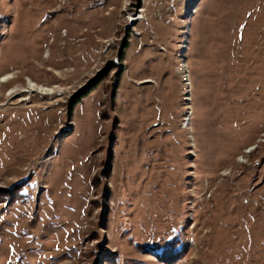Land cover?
Wrapping results in <instances>:
<instances>
[{"label":"rangeland","instance_id":"1","mask_svg":"<svg viewBox=\"0 0 264 264\" xmlns=\"http://www.w3.org/2000/svg\"><path fill=\"white\" fill-rule=\"evenodd\" d=\"M263 134L264 0H0V264H264Z\"/></svg>","mask_w":264,"mask_h":264},{"label":"bare ground","instance_id":"2","mask_svg":"<svg viewBox=\"0 0 264 264\" xmlns=\"http://www.w3.org/2000/svg\"><path fill=\"white\" fill-rule=\"evenodd\" d=\"M143 19V17L142 16H140L137 20H142ZM10 79V77L9 76H6V77H3L2 78V80H1V83H3V82H6L7 80H9ZM34 86L35 85H33V84H29V87H28V89H30L31 90V92H37L35 89H34ZM30 92V91H29ZM28 92V93H29ZM40 94H42V95H50V94H48V93H46V92H44L43 90H42V92H40Z\"/></svg>","mask_w":264,"mask_h":264},{"label":"built area","instance_id":"3","mask_svg":"<svg viewBox=\"0 0 264 264\" xmlns=\"http://www.w3.org/2000/svg\"><path fill=\"white\" fill-rule=\"evenodd\" d=\"M263 141H264V134H263ZM256 147H257L256 145H253V146H251L250 148H248V149L245 151L243 157L248 156L249 154H251V152L254 151V150L256 149ZM243 157H242V158H243Z\"/></svg>","mask_w":264,"mask_h":264},{"label":"trees","instance_id":"4","mask_svg":"<svg viewBox=\"0 0 264 264\" xmlns=\"http://www.w3.org/2000/svg\"><path fill=\"white\" fill-rule=\"evenodd\" d=\"M88 94V93H87ZM87 94H84V96H86ZM82 96L81 98L77 99V100H73L70 104L71 108H74L79 102H81L82 98L84 97Z\"/></svg>","mask_w":264,"mask_h":264}]
</instances>
